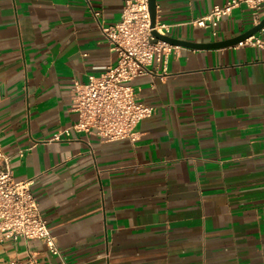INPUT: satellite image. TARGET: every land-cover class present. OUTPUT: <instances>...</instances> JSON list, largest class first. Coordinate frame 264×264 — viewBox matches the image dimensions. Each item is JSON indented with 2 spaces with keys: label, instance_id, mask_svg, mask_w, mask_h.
Wrapping results in <instances>:
<instances>
[{
  "label": "crops",
  "instance_id": "0c3cea01",
  "mask_svg": "<svg viewBox=\"0 0 264 264\" xmlns=\"http://www.w3.org/2000/svg\"><path fill=\"white\" fill-rule=\"evenodd\" d=\"M126 1L0 0V150L60 251L4 241L0 264H264L263 48L174 46L132 82L154 109L135 141L66 132L75 81L116 63L102 27ZM228 1L156 0V22L182 41L231 39L256 25L245 5L215 37L195 25Z\"/></svg>",
  "mask_w": 264,
  "mask_h": 264
},
{
  "label": "built area",
  "instance_id": "2783aa9c",
  "mask_svg": "<svg viewBox=\"0 0 264 264\" xmlns=\"http://www.w3.org/2000/svg\"><path fill=\"white\" fill-rule=\"evenodd\" d=\"M245 5L254 11V23L261 18L259 11L264 0H229L215 6L211 12L198 19L199 28L212 29V35L222 19L233 10ZM96 18L98 14H95ZM156 30L168 35L170 29L156 22L151 27L148 0H127L121 20L113 27H102L112 51L116 52L114 65L98 76L90 75L86 83L75 81L72 94V110L78 120L67 129L77 133L93 134L105 141L136 140L138 124L153 115L154 109L139 102L132 82L140 77L153 75L150 67L154 63H167L174 46L158 40ZM239 45H257L264 49V41L256 35ZM20 239L37 240L44 243L50 253L59 255L56 238L47 226L35 199L30 181H15L10 159L0 150V243ZM10 264H25L13 259ZM26 264H40L30 258Z\"/></svg>",
  "mask_w": 264,
  "mask_h": 264
},
{
  "label": "water",
  "instance_id": "95a60500",
  "mask_svg": "<svg viewBox=\"0 0 264 264\" xmlns=\"http://www.w3.org/2000/svg\"><path fill=\"white\" fill-rule=\"evenodd\" d=\"M148 5H149V12L151 17V27L155 28L156 18H157L156 0H148ZM263 29H264V18L257 25L253 26L251 29L242 33L239 36L223 41H215V42L203 43V44L174 39L169 35H162L156 30H153L152 33L158 40L166 42L171 46H181L185 48L198 49V50H212V49H223V48L239 45L241 42H244L246 39L258 34Z\"/></svg>",
  "mask_w": 264,
  "mask_h": 264
}]
</instances>
